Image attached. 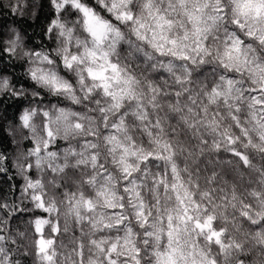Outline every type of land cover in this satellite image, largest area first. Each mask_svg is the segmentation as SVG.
I'll return each mask as SVG.
<instances>
[{
  "label": "clouds",
  "instance_id": "obj_1",
  "mask_svg": "<svg viewBox=\"0 0 264 264\" xmlns=\"http://www.w3.org/2000/svg\"><path fill=\"white\" fill-rule=\"evenodd\" d=\"M0 264H264V0H0Z\"/></svg>",
  "mask_w": 264,
  "mask_h": 264
}]
</instances>
